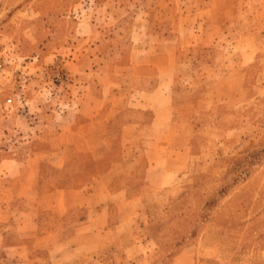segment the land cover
Segmentation results:
<instances>
[{
    "label": "rangeland",
    "instance_id": "obj_1",
    "mask_svg": "<svg viewBox=\"0 0 264 264\" xmlns=\"http://www.w3.org/2000/svg\"><path fill=\"white\" fill-rule=\"evenodd\" d=\"M0 154V264H264V0H0Z\"/></svg>",
    "mask_w": 264,
    "mask_h": 264
},
{
    "label": "crops",
    "instance_id": "obj_2",
    "mask_svg": "<svg viewBox=\"0 0 264 264\" xmlns=\"http://www.w3.org/2000/svg\"><path fill=\"white\" fill-rule=\"evenodd\" d=\"M56 122L58 123L59 121L53 117V119L49 120V125H47V127L50 130H52L54 125L56 127V125H57ZM65 165H66V163L61 164V165L54 164L55 169L60 170V171L65 170V168H66ZM28 167H29V170H28ZM28 167L26 165V162H24L20 158L8 160V159L1 158V154H0V184H1V180H3L6 177L18 178V177L24 176L27 178L25 180L26 187L35 188L38 196L44 197L46 194V188L51 187L50 182L41 179L39 169L34 171L36 173L34 175L33 171H31V168L29 165H28ZM112 172H114V169L113 170L111 169L103 177L94 178L93 180H91V182H89V184H87L86 186H83L81 189H79V196L83 195V196H85L86 200L90 201V203L87 202V203H85V205H81V209H79V211H83V213L86 216V221L84 223L83 228L85 229L86 233L89 235L95 234V231H93V232L87 231V228H89V229L92 228L94 226V224L97 221L99 222V220H101V219H102V221H104V224L107 227V228L106 227L104 228L103 232H105L106 234L115 233V228H111V226L109 227V225H108L110 215L109 214L107 216L105 215L104 208L98 210L97 205L103 204V205H106V207L109 209L110 203L117 202L118 196L125 198L123 200V203H125V204L132 202V200L128 196V191L126 188L123 190H119V191L112 190V186H115V184H116L115 179L117 178L116 176L112 175ZM32 176H33V183H30ZM107 177L109 179V184L107 185V188H106L107 197H105L107 199L100 200L97 197V194L99 191L98 190L99 184L101 182H103L104 178H107ZM66 211H67V208L65 209V213H66ZM94 211H96V212H94ZM94 213L96 215H93ZM102 213H103L105 218H101ZM92 229H94V228H92ZM100 231H101L100 228H97V234L100 233ZM50 234L52 235V233H50ZM79 234H81V233H79ZM3 240H4L3 238L0 240V249L3 248ZM23 249H24V247H19V248H13L12 250H17L20 252V250H23ZM27 249L29 250V248H27ZM30 250H31V248H30Z\"/></svg>",
    "mask_w": 264,
    "mask_h": 264
}]
</instances>
